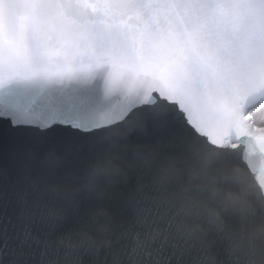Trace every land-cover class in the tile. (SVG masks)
Returning <instances> with one entry per match:
<instances>
[{
    "label": "clouds",
    "instance_id": "1",
    "mask_svg": "<svg viewBox=\"0 0 264 264\" xmlns=\"http://www.w3.org/2000/svg\"><path fill=\"white\" fill-rule=\"evenodd\" d=\"M106 96L85 135L36 122L0 163V264H264V140L197 132L147 83ZM233 119L264 126V90Z\"/></svg>",
    "mask_w": 264,
    "mask_h": 264
},
{
    "label": "snow or ice",
    "instance_id": "2",
    "mask_svg": "<svg viewBox=\"0 0 264 264\" xmlns=\"http://www.w3.org/2000/svg\"><path fill=\"white\" fill-rule=\"evenodd\" d=\"M57 7L55 0H0V84L68 78L82 73L85 61L91 69L108 65L106 95L125 83H147L178 104L197 132L216 136L226 125L228 136L264 140V126L233 124V112L216 103L219 96L250 91L264 74V0H100L89 15L110 19L112 27L91 40L74 37L71 29L57 35ZM44 36L52 37L54 51L38 46ZM14 146L6 149L7 159ZM8 216L7 206L0 208L5 234Z\"/></svg>",
    "mask_w": 264,
    "mask_h": 264
},
{
    "label": "water",
    "instance_id": "3",
    "mask_svg": "<svg viewBox=\"0 0 264 264\" xmlns=\"http://www.w3.org/2000/svg\"><path fill=\"white\" fill-rule=\"evenodd\" d=\"M99 2L100 0H55L60 21L56 29L57 35H63L67 29H71L74 37L91 40L109 31L112 27L110 19L89 15ZM37 43L41 50L54 51L51 36L41 37ZM91 50L95 51L94 48ZM79 70L82 73H74L68 78L49 80L36 76L15 78L0 84V163H7L5 152L10 144L22 145L36 134V128L25 123L29 120L54 117L52 127L41 133L52 142L85 135L73 127V124L85 120L107 103L105 80L110 69L103 64L91 69L89 62L85 61L79 65ZM89 71L92 72L86 74ZM134 83H128L129 89ZM260 90H264V74H258L252 81L251 91ZM244 92L247 91L237 90L230 95L219 96L216 103L234 112L237 101ZM176 108L179 110L178 104ZM232 123L239 125L238 120L233 119ZM216 136H228L227 126H222L221 133ZM2 243L0 241V246Z\"/></svg>",
    "mask_w": 264,
    "mask_h": 264
}]
</instances>
